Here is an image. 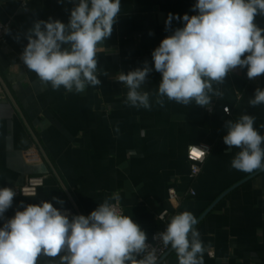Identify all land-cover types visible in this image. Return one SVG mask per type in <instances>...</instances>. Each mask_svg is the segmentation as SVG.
Here are the masks:
<instances>
[{
	"label": "crops",
	"instance_id": "1",
	"mask_svg": "<svg viewBox=\"0 0 264 264\" xmlns=\"http://www.w3.org/2000/svg\"><path fill=\"white\" fill-rule=\"evenodd\" d=\"M196 2L121 0L112 34L97 53L98 68L108 76L99 75L101 84L83 93H68L42 84L20 56L34 21L51 17L67 24L78 0H0V22H8L10 29L6 45H0V78L7 88L0 82V188L15 190L27 176L46 175L35 196L14 197L5 218L23 210L21 201L26 206L41 200L60 211L69 209V218L87 216L118 193L123 214L151 239L164 226L158 219L162 211L169 213L167 223L185 210L198 220L221 194L257 172L229 189L195 228L205 247L204 264H264V170L231 168L239 149L223 142L226 121L242 114L254 116V127L264 135V104L249 105L255 90L264 89V75L249 79L246 68L233 70L222 85L214 84L223 95L212 97L211 112L195 102L184 106L167 99L161 108L152 95L162 76L154 70L151 53L184 26L182 19H174L166 31L165 21L169 13L196 15ZM255 22L264 28V16ZM145 61L153 68L142 85L150 93V110L125 104L128 90L117 81L120 72L142 68ZM116 125L119 134L113 131ZM195 144L210 146V152L201 172L190 179L186 150ZM169 187L175 188L177 201L168 199ZM190 188L193 196L186 195ZM3 223L0 219V227ZM58 262L59 257L41 256L37 264ZM160 264H178L175 251Z\"/></svg>",
	"mask_w": 264,
	"mask_h": 264
},
{
	"label": "clouds",
	"instance_id": "2",
	"mask_svg": "<svg viewBox=\"0 0 264 264\" xmlns=\"http://www.w3.org/2000/svg\"><path fill=\"white\" fill-rule=\"evenodd\" d=\"M192 10L197 14L182 18L169 13L166 31L174 19H182L184 26L165 37L151 53L154 70L162 76L152 94L161 108L165 99L184 106L192 102L210 106L212 97L223 95L214 84L222 85L237 68H246L249 79L264 75V28L255 22L257 16H264V0H197ZM120 11L121 0H78L67 24L51 17L36 20L24 34L27 44L20 59L53 90L62 87L68 93H83L89 86H99L98 76H108V72L98 68L97 53L111 36ZM5 31L10 33V29ZM152 71L145 61L142 68L118 74L117 81L128 90L125 104L152 108L150 93L142 90ZM262 104L264 89L257 88L249 105ZM254 124L255 117L249 114L225 123L224 144L239 149L230 165L235 170H264V135ZM113 131L119 134V126ZM23 194L28 196L26 191ZM15 196L13 188H0V219L4 220L0 264H37L41 256L59 257L58 264H160L146 232L112 202L119 201L118 193L87 216L69 218L52 203L41 200L26 206L21 201L23 210L5 218ZM196 224L197 218L185 210L173 215L153 240L174 250L178 264H204L205 247Z\"/></svg>",
	"mask_w": 264,
	"mask_h": 264
},
{
	"label": "built area",
	"instance_id": "3",
	"mask_svg": "<svg viewBox=\"0 0 264 264\" xmlns=\"http://www.w3.org/2000/svg\"><path fill=\"white\" fill-rule=\"evenodd\" d=\"M5 29H9V23L8 22H0V45H2V46L6 45V35L8 34V33H6ZM3 96H4L3 88H2V85L0 84V97L3 98ZM206 109L208 112L212 111V109L210 107H207ZM224 112L226 114H228L229 109L227 107H225ZM194 151L199 152V153L203 152L204 154L197 157L196 155H194ZM209 152H210V146H207V145L195 144V145H190L187 147L186 159L189 163V177H190V179L195 178L201 172L202 165H203L207 155L209 154ZM45 178H46V175L27 176L25 178L23 184L15 189L16 196H22V197L35 196L37 194L38 190L44 186ZM23 191H26L28 196L24 195ZM186 195L193 196L194 191L190 188L187 191ZM167 196H168V199L171 201H177L179 198L174 187L168 188ZM113 203L116 205L117 209L123 213L122 206L116 201ZM61 211L67 213L69 216L71 214V211L69 209H64ZM168 217H169V213L166 210H164L158 214V219L164 224L163 228L159 232H163L166 229V227H167L166 223H167ZM153 236L151 239H148L147 242L151 246L156 247L157 255L159 256V258L161 260L168 253V251L170 250V247L165 248L159 240H153ZM208 254L210 256H212L211 251L208 252Z\"/></svg>",
	"mask_w": 264,
	"mask_h": 264
},
{
	"label": "water",
	"instance_id": "4",
	"mask_svg": "<svg viewBox=\"0 0 264 264\" xmlns=\"http://www.w3.org/2000/svg\"><path fill=\"white\" fill-rule=\"evenodd\" d=\"M0 81H1V83H2V85L5 87V89L7 90V88H6V86L4 85V83H3V81L1 80V78H0ZM259 171H261V170H259ZM257 173V172H256ZM256 173H254V174H256ZM254 174H251L250 176H248V177H246L244 180H242V181H240V182H238V183H236V184H234V186H232V188L233 187H235V186H237V185H239L240 183H242L243 181H245V180H247V179H249L250 177H252ZM232 188H229V189H232ZM229 189L227 190V191H225L223 194H221L218 198H217V200L211 205V206H209V208H207V210H205L204 212H203V214L198 218V220H197V222L212 208V206L221 198V197H223L228 191H229ZM172 249L170 248V250L168 251V253L171 251ZM167 253V254H168ZM166 254V255H167ZM165 255V256H166ZM164 256V257H165ZM163 257V258H164ZM162 258V259H163ZM161 259V260H162ZM160 260V261H161Z\"/></svg>",
	"mask_w": 264,
	"mask_h": 264
},
{
	"label": "snow or ice",
	"instance_id": "5",
	"mask_svg": "<svg viewBox=\"0 0 264 264\" xmlns=\"http://www.w3.org/2000/svg\"><path fill=\"white\" fill-rule=\"evenodd\" d=\"M194 155H196L197 157H199L201 154L199 152H195L194 151Z\"/></svg>",
	"mask_w": 264,
	"mask_h": 264
}]
</instances>
